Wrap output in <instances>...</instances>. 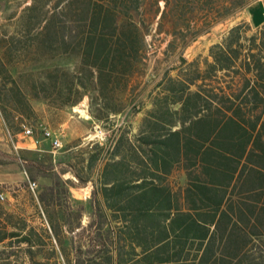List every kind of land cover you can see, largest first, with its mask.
Returning <instances> with one entry per match:
<instances>
[{
  "label": "trees",
  "instance_id": "obj_1",
  "mask_svg": "<svg viewBox=\"0 0 264 264\" xmlns=\"http://www.w3.org/2000/svg\"><path fill=\"white\" fill-rule=\"evenodd\" d=\"M245 9L246 0H30L22 8L14 31L0 33L9 130L38 119L36 101L63 110L87 100L114 139L71 154L75 177L93 185L87 225L84 205L60 181L28 193L31 214L8 208L0 185V264H264V24L249 34L250 24L238 23L207 56L183 55ZM256 10L264 20L263 6ZM159 15L155 35L169 36L164 52L178 58L147 106L138 80ZM57 58L74 67L37 66ZM127 111L142 114L135 130L115 124Z\"/></svg>",
  "mask_w": 264,
  "mask_h": 264
},
{
  "label": "rangeland",
  "instance_id": "obj_2",
  "mask_svg": "<svg viewBox=\"0 0 264 264\" xmlns=\"http://www.w3.org/2000/svg\"><path fill=\"white\" fill-rule=\"evenodd\" d=\"M30 0H0V33L3 29L13 32L22 8ZM264 3V0H246V9L233 17H229L212 26L210 31L198 37L190 46L183 50V55L188 60L198 56L205 57L209 53L211 45L219 42L228 30L238 23L245 25L250 22V7L257 3ZM163 3L160 4L161 9ZM156 6L149 4L146 16L154 14ZM160 15L154 19L153 31L147 36L150 45L149 57L147 60V71L145 76L138 80L139 96L148 105V94L160 79L163 72L176 65L178 55L164 52L169 36L155 35L157 21ZM251 28L249 34L255 32ZM178 54V52H177ZM75 60L57 58L43 61L38 67L53 65H64L73 68ZM174 74V72H173ZM86 101V104L84 103ZM78 105L63 110H49L43 102L36 101L35 107L39 111V117L35 122L28 125L34 130V137L30 138L22 131L13 134L0 110V174H12L13 180L4 183L5 193L10 197L22 199L21 204L27 208L28 214L34 213L32 204L29 202L28 193L37 195L38 191L54 181H60L70 191L71 198L85 207L82 224L87 225L91 220L93 208L91 206V182L82 183L75 177L69 166L72 153L85 151L89 144L98 142L109 144L113 141L114 135L107 125L98 123L88 114V103L84 100ZM142 114L132 116L129 111L115 118L117 126L131 123L133 129L137 127ZM27 124V123H26ZM45 131H51L53 137H57L62 146L55 148L51 139L44 137ZM39 140L35 142V140ZM75 144H80L73 148ZM39 168V169H38ZM36 182L34 191L30 183ZM39 220H35L38 224Z\"/></svg>",
  "mask_w": 264,
  "mask_h": 264
},
{
  "label": "crops",
  "instance_id": "obj_3",
  "mask_svg": "<svg viewBox=\"0 0 264 264\" xmlns=\"http://www.w3.org/2000/svg\"><path fill=\"white\" fill-rule=\"evenodd\" d=\"M258 4H261L264 8V3H257L255 4L251 9H250V26L256 30L261 29L263 24H264V20L262 19V14L260 15L258 10H256V7L258 6ZM84 103L86 104V101H84ZM13 176L14 175H10V174H0V185H4V183L6 182H10L11 180H13ZM4 195V201L7 205L8 208L13 209L15 208L17 205H21L22 199H19L17 197H10L8 196L5 192L3 193Z\"/></svg>",
  "mask_w": 264,
  "mask_h": 264
},
{
  "label": "built area",
  "instance_id": "obj_4",
  "mask_svg": "<svg viewBox=\"0 0 264 264\" xmlns=\"http://www.w3.org/2000/svg\"><path fill=\"white\" fill-rule=\"evenodd\" d=\"M21 128H22V132L25 136L27 137H34V130L32 127H30L28 124L26 123H22L21 124ZM44 137L46 139H51L52 144L55 148H60L62 146L61 141L57 138V137H53V134L51 133V131H45L44 132ZM39 140H35V142H38ZM37 186L36 182H31L30 183V188L34 191L35 187ZM1 198L4 199V195L1 194Z\"/></svg>",
  "mask_w": 264,
  "mask_h": 264
}]
</instances>
